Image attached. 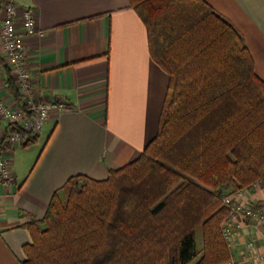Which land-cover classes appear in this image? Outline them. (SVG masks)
Returning a JSON list of instances; mask_svg holds the SVG:
<instances>
[{"label": "trees", "instance_id": "trees-1", "mask_svg": "<svg viewBox=\"0 0 264 264\" xmlns=\"http://www.w3.org/2000/svg\"><path fill=\"white\" fill-rule=\"evenodd\" d=\"M129 1L170 76L158 132L108 178L70 177L27 224L22 264H224L222 195L264 184V82L242 34L205 0ZM7 127L0 146L14 132L37 139Z\"/></svg>", "mask_w": 264, "mask_h": 264}, {"label": "crops", "instance_id": "crops-1", "mask_svg": "<svg viewBox=\"0 0 264 264\" xmlns=\"http://www.w3.org/2000/svg\"><path fill=\"white\" fill-rule=\"evenodd\" d=\"M14 1L20 17L31 7L44 31L27 39L37 86L70 107L51 115L30 158L17 166L9 152L15 179L0 185V264L23 263L33 241L27 224L45 216L70 177L104 180L140 157L158 132L170 83L129 0ZM205 1L242 34L264 82V0ZM259 200L264 189L254 196ZM248 237L264 251L261 229L244 227L242 243Z\"/></svg>", "mask_w": 264, "mask_h": 264}, {"label": "built area", "instance_id": "built-area-1", "mask_svg": "<svg viewBox=\"0 0 264 264\" xmlns=\"http://www.w3.org/2000/svg\"><path fill=\"white\" fill-rule=\"evenodd\" d=\"M14 0H3L1 4L0 58L11 72L13 81L21 93L24 103L9 92L6 69L0 64V139L5 138L7 126L38 134L54 113L70 106L66 100L50 97L37 86L31 70L27 39L41 36L44 31L37 26L35 12L31 7L23 9ZM27 143L18 132L9 137V144L0 146V185H10L15 175L11 168L10 148L13 142ZM259 189H264L261 181L234 191L225 192L222 200L230 208L229 215L222 224V234L231 258L224 264H264V251L259 250L256 240L248 237L242 243L243 229L253 225L264 234V202H254ZM242 244L244 245L242 247Z\"/></svg>", "mask_w": 264, "mask_h": 264}, {"label": "rangeland", "instance_id": "rangeland-1", "mask_svg": "<svg viewBox=\"0 0 264 264\" xmlns=\"http://www.w3.org/2000/svg\"><path fill=\"white\" fill-rule=\"evenodd\" d=\"M35 144H36V141L30 143L28 146H21L19 141H15L13 143L11 149H10L11 150L10 153L12 152V157H13L14 165H17L18 166L20 159H21L20 161H22L24 159L30 158V156H32L31 155L32 152L37 148V146H35ZM14 147L15 148L20 147V148H18V151L17 152H14V150H15ZM7 156H10V154L7 155ZM10 158H11V156H10ZM10 161H11V164L10 165H11V168H12V159H10ZM201 245H202V236H201V232H199V234H198V246H201Z\"/></svg>", "mask_w": 264, "mask_h": 264}]
</instances>
